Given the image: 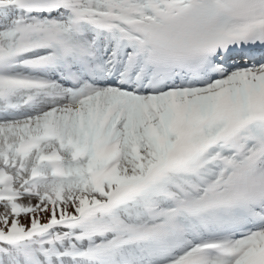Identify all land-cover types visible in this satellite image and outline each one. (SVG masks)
Segmentation results:
<instances>
[{
  "label": "snow or ice",
  "instance_id": "obj_1",
  "mask_svg": "<svg viewBox=\"0 0 264 264\" xmlns=\"http://www.w3.org/2000/svg\"><path fill=\"white\" fill-rule=\"evenodd\" d=\"M0 264H264V0H0Z\"/></svg>",
  "mask_w": 264,
  "mask_h": 264
}]
</instances>
